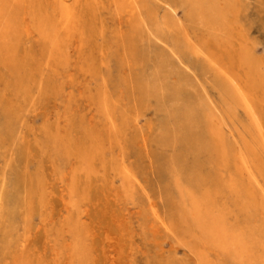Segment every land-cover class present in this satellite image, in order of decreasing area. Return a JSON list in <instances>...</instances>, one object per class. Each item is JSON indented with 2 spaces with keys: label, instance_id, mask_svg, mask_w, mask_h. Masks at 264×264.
I'll return each mask as SVG.
<instances>
[{
  "label": "rangeland",
  "instance_id": "374dc122",
  "mask_svg": "<svg viewBox=\"0 0 264 264\" xmlns=\"http://www.w3.org/2000/svg\"><path fill=\"white\" fill-rule=\"evenodd\" d=\"M136 1L24 0L6 37L0 18V264H234L180 213L178 177L264 244V0ZM178 89L198 132L172 133Z\"/></svg>",
  "mask_w": 264,
  "mask_h": 264
},
{
  "label": "bare ground",
  "instance_id": "6f19581e",
  "mask_svg": "<svg viewBox=\"0 0 264 264\" xmlns=\"http://www.w3.org/2000/svg\"><path fill=\"white\" fill-rule=\"evenodd\" d=\"M23 1L24 0H9L8 1L9 5L6 6L7 8H2L0 10V18L2 20L1 21V24H2L1 27L5 33L4 37H6V35L9 33V31L12 29L11 19L9 20V13L14 11L15 8H18V6L21 5L23 3ZM125 3L128 4V7L126 6L128 8L127 10L132 12L136 7L135 4H137V1L136 0H123V4H125ZM123 4H121V7L126 8L123 6ZM194 7H196V6H194ZM216 8H217V6H216ZM192 10H193V8H192ZM60 11H62V13H61L62 21H63L62 25L64 26V29H67L69 27L68 24L70 23V21L72 19V11L68 5H63L62 10H60ZM167 11H168L167 14H169L168 9H167ZM158 16H160V13ZM219 20H220V18H219ZM141 21H142V19H141ZM210 21H212V20H210ZM52 24H54V23H52ZM45 27H46V25H45ZM174 28H176V27H174ZM53 32H55V31H53ZM5 42H6V40H5ZM6 43H8V42H6ZM131 46H133V44ZM166 61L168 62V61H170V59L168 58ZM170 67H172V66H170ZM162 87H164V86H159V87L155 86L152 89L153 91H151V92L154 95L159 96L158 91L161 90ZM179 91L180 90L178 89V91L175 90L173 92H170L171 95L168 94V96L171 99L170 101L172 102V105L169 108V111H167L168 116L170 118H173L174 116L176 118H181V123H179L181 125L176 126L175 130L172 133H174L175 136H178L179 134L182 133V130L184 127H187L188 129L195 127L197 129L196 132H198V130L200 128L199 123L201 122V120H203V117H200L204 113L203 109H202L203 107L201 108L202 110H199L198 103L195 101L194 98L193 99L191 98L192 100L190 99V102L188 100H184V101L179 100V94H180ZM236 103H237V100H236ZM210 120H211V118H210ZM182 125L183 126L186 125V126L183 127ZM161 133H162V135H161L162 138H164V142H166L169 133H167L166 131L161 132ZM164 133H165V135H164ZM183 133L186 136H190L188 131L183 132ZM170 135H171V133H170ZM162 141H163V139H162ZM60 149L62 150V148H60ZM223 158H224L223 164H225L226 170L228 171L229 170V160H228L227 154L225 152H223ZM66 159H67V157H66ZM248 172H251V168L248 169ZM119 177L121 180V176H119ZM122 178L125 181H127V183H130V187L136 186V184H138V181H139V179L136 178V175L133 174L127 168H125V170L123 171ZM190 182L191 181L185 180L183 177H178L175 181L174 187L172 186L174 188L173 189L174 194L177 196L176 198H177L180 213L185 217L192 218L194 221L199 223L198 224L199 226H203L207 222V224H208L207 233H208V236H210L209 240H211V242L213 241L212 243H215V244H217L216 242H219L220 243L219 245L227 253H229V255H231L234 264L235 263L252 264L255 260H258L259 258H263V260H262V262H263L264 261V244L260 242L261 240L258 241L259 239H258L257 235L253 232V230L249 231V233H246L244 227L240 226V225L238 227H233L230 230V222L228 219L229 213L227 214V218L222 219V221H221L220 216L218 217L215 214V211L213 210V206H214V204H216L215 202H216L217 198L224 194L223 190L219 187L216 188V194H217L215 196L216 199L215 198L213 199V197L208 195V193H207L209 191V189H211L210 187H208V185L204 186L203 189L196 185V188H200V190L194 191L193 188H191L190 186L188 187V185H186V184H189ZM194 183H195V180L193 181V184ZM225 183H226V178H225ZM239 186H240V183L235 178H231L229 181V184L227 183V186H226L227 187L226 192H228L229 194H231L233 196V198L235 199L234 200L235 202H237L239 200H243L244 196H245L244 191ZM5 190H6V188H5ZM189 199H190V201H188ZM172 204H174V203H172ZM249 205H250V200H247L246 203L243 201V204L241 206V210L247 211V209H249ZM153 213L157 214V211L155 209H153ZM157 220H159V225L161 227H166L167 222L164 219H162L161 217H158ZM196 226H197V224H196Z\"/></svg>",
  "mask_w": 264,
  "mask_h": 264
}]
</instances>
